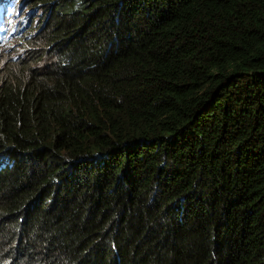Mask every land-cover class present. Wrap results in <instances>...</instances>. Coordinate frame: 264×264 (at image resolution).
I'll use <instances>...</instances> for the list:
<instances>
[{
    "label": "trees",
    "instance_id": "obj_1",
    "mask_svg": "<svg viewBox=\"0 0 264 264\" xmlns=\"http://www.w3.org/2000/svg\"><path fill=\"white\" fill-rule=\"evenodd\" d=\"M37 6L0 78V264H264V0Z\"/></svg>",
    "mask_w": 264,
    "mask_h": 264
},
{
    "label": "rangeland",
    "instance_id": "obj_2",
    "mask_svg": "<svg viewBox=\"0 0 264 264\" xmlns=\"http://www.w3.org/2000/svg\"><path fill=\"white\" fill-rule=\"evenodd\" d=\"M36 1L16 0L15 10L12 8H0V17L3 18V22L0 20V37L3 36L6 30H9V33H11L9 41L4 42L2 49H0V78L10 69H16L17 65L20 64L16 63V60L22 59L24 61L25 54L21 53L24 50L19 49L22 47L21 43L29 45L27 48L28 53H32L36 49L43 47L41 43H37L36 45L31 43L32 35L40 31L42 32L44 29V19H40V6L32 8V11L30 9L34 7ZM12 13L16 14L13 15ZM21 25L23 26L22 28ZM41 63H45V60L43 59Z\"/></svg>",
    "mask_w": 264,
    "mask_h": 264
},
{
    "label": "bare ground",
    "instance_id": "obj_3",
    "mask_svg": "<svg viewBox=\"0 0 264 264\" xmlns=\"http://www.w3.org/2000/svg\"><path fill=\"white\" fill-rule=\"evenodd\" d=\"M45 4V3H44ZM38 7V6H37ZM33 9H31V11H32ZM119 25V24H118ZM30 26V25H29ZM124 26V25H123ZM117 27V26H116ZM112 28V27H111ZM28 29H30V28H28ZM118 30V29H117ZM119 31V30H118ZM114 32V31H113ZM120 33V32H119ZM118 37V36H117ZM110 38V37H109ZM112 39V38H111ZM9 41V40H8ZM109 41V40H108ZM121 43V42H120ZM110 44V43H109ZM107 45V44H106ZM119 45V44H118ZM117 46V45H116ZM127 46V45H126ZM123 47V46H122ZM125 47V46H124ZM106 48H107V46H106ZM105 48V49H106ZM122 49V48H121ZM128 49V48H127ZM107 50H109V49H107ZM123 50V49H122ZM119 51V50H118ZM127 51V50H126ZM120 52V51H119ZM122 53V52H121ZM137 53V52H136ZM110 54V53H109ZM129 54H131V53H129ZM135 54V53H134ZM140 54V53H139ZM105 55V54H104ZM130 56V55H129ZM132 56V55H131ZM104 57V56H103ZM137 57V56H136ZM138 57H141V56H138ZM143 57H145L144 55H143ZM148 57V56H147ZM141 59V58H140ZM106 60H107V58H106ZM135 60H137V59H135ZM138 61V60H137ZM136 61V62H137ZM141 61V60H140ZM140 61H138V62H140ZM105 62V61H104ZM121 63V62H120ZM103 64V63H102ZM123 65V64H122ZM127 66V65H126ZM143 66H145L144 65V63H143ZM103 67H105V66H103ZM108 67V66H107ZM106 67V68H107ZM142 68V67H141ZM140 68V69H141ZM130 69V68H129ZM126 72V71H125ZM131 72V71H130ZM124 74V73H123ZM132 75H133V73H132ZM135 76V75H134ZM109 78V77H108ZM111 78V77H110ZM129 78V77H128ZM130 79V78H129ZM130 82H131V80H130ZM69 89V88H68ZM133 90V89H132ZM66 94V93H65ZM60 95V94H59ZM75 97H76V95H75ZM62 98V97H61ZM79 98V97H78ZM88 99V98H87ZM63 100V99H62ZM72 100V99H71ZM78 100V99H77ZM85 100V99H84ZM73 101H74V97H73ZM76 104V103H75ZM74 105V104H73ZM108 120H109V118H108ZM112 121V120H111ZM113 122V121H112ZM109 123V122H108ZM112 124V123H111ZM109 126H110V124H109ZM95 133V132H94ZM97 134V133H96ZM95 136V135H94ZM99 140V139H98ZM93 143V142H92ZM74 151V150H73ZM80 151V150H79ZM78 151V152H79ZM106 155V154H105ZM107 159V158H106ZM114 162V161H113ZM119 163V162H118ZM135 163V162H134ZM141 163V162H140ZM90 164V163H89ZM115 164V163H114ZM143 164H144V162H143ZM91 165V164H90ZM131 165V164H130ZM138 167V166H137ZM145 167V166H144ZM84 168V167H83ZM117 169V168H116ZM115 169V170H116ZM141 170V169H140ZM117 171V170H116ZM138 171V170H137ZM119 174V173H118ZM107 176V175H106ZM91 178V177H90ZM119 182V181H118ZM118 184V183H117ZM253 186V185H252ZM264 224V223H263ZM259 226V225H258ZM262 226V225H261ZM260 230V228L258 229V231ZM256 231V230H255ZM262 231V230H261ZM182 234V233H181ZM166 236V235H165ZM170 236V235H169ZM177 236V235H176ZM193 237V236H192ZM196 237V236H195ZM199 237V236H198ZM154 238V237H153ZM156 238V237H155ZM194 238V237H193ZM167 239V238H166ZM169 239V238H168ZM174 240V239H173ZM182 240V239H181ZM181 240H179V241H181ZM200 241V240H199ZM168 242V241H167ZM176 242V241H175ZM196 242V241H195ZM171 243V242H170ZM177 243V242H176ZM173 244V243H172ZM175 244V243H174ZM179 244V243H178ZM189 244V243H188ZM197 244V243H196ZM187 245V244H186ZM166 246V245H165ZM170 246V245H169ZM168 246V247H169ZM191 246V245H190ZM183 247V246H182ZM189 247V246H188ZM195 247V246H194ZM179 248V247H178ZM183 248H185V247H183ZM190 248V247H189ZM188 248V249H189ZM191 248H193L192 246H191ZM170 249H171V247H170ZM173 249V248H172ZM175 251V250H174ZM181 251V250H180ZM184 251V250H183ZM194 251V250H193ZM171 252V251H170ZM203 252V251H202ZM254 252V251H253ZM154 253V252H153ZM161 253V252H160ZM167 253V252H166ZM258 253V252H257ZM148 254H150V253H148ZM173 254V253H172ZM193 254V253H192ZM202 254V253H201ZM164 255V254H163ZM169 255V254H168ZM264 255V254H263ZM159 256V255H158ZM167 256V255H166ZM172 256V255H171ZM171 256H170V258H171ZM152 257V256H151ZM162 257V256H161ZM169 257V256H168ZM260 257V256H259ZM157 258V257H156ZM175 258V257H174ZM148 259V258H147ZM260 259V258H259ZM153 260V259H152ZM262 260V259H261ZM261 260H259V261H261ZM164 261V260H163ZM187 261V260H186ZM161 262V261H160ZM199 262H200V259H199ZM149 263V262H148ZM148 263H146V264H148ZM189 263V262H188ZM260 263H262V262H260ZM156 264V263H155ZM159 264V263H158ZM165 264V263H164ZM192 264V263H191ZM258 264V263H257Z\"/></svg>",
    "mask_w": 264,
    "mask_h": 264
}]
</instances>
